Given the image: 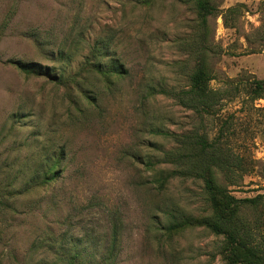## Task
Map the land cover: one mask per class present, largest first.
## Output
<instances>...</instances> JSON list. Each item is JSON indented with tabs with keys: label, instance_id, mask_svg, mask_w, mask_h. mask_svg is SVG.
I'll return each instance as SVG.
<instances>
[{
	"label": "rangeland",
	"instance_id": "1",
	"mask_svg": "<svg viewBox=\"0 0 264 264\" xmlns=\"http://www.w3.org/2000/svg\"><path fill=\"white\" fill-rule=\"evenodd\" d=\"M197 1L0 0V264H225L223 237L165 231L208 214L202 183L157 181L178 136L232 117L252 170L228 190L264 246V100L202 120L174 98L199 52L213 90L264 81V0H210L206 25Z\"/></svg>",
	"mask_w": 264,
	"mask_h": 264
},
{
	"label": "trees",
	"instance_id": "2",
	"mask_svg": "<svg viewBox=\"0 0 264 264\" xmlns=\"http://www.w3.org/2000/svg\"><path fill=\"white\" fill-rule=\"evenodd\" d=\"M197 9L202 25H206L207 17L214 12L210 0H198ZM198 54L201 57L191 77L190 89L174 95V98L185 108L200 115L202 120L217 117L228 104L238 100H242V106L247 102L264 100V81L233 83L224 90L210 88L213 78L206 54ZM11 64L26 74H37L35 65ZM96 71L108 80L115 75H124L122 68L114 63L107 70L98 65ZM234 124L233 117L220 122L219 131L212 138L207 132L201 133L200 130L178 136V155L169 156L171 163H160L171 164L176 168L172 172H161L157 181L160 188L174 177L198 181L203 185L208 206L207 215L174 222L165 231L171 233L203 228L224 238L220 255L225 264H264V246L255 242L257 229L254 231L245 218V214L257 209L259 204L256 199L236 200L228 190L230 186L239 187L252 170L251 163L233 147L236 136Z\"/></svg>",
	"mask_w": 264,
	"mask_h": 264
}]
</instances>
